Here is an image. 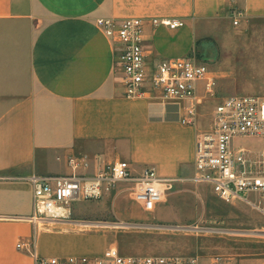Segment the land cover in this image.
I'll return each instance as SVG.
<instances>
[{
	"label": "crops",
	"instance_id": "crops-1",
	"mask_svg": "<svg viewBox=\"0 0 264 264\" xmlns=\"http://www.w3.org/2000/svg\"><path fill=\"white\" fill-rule=\"evenodd\" d=\"M231 11L242 14L237 26ZM260 17L264 0H0V264H33L16 248V240L27 241L32 232L24 220L33 211L28 178L69 176L70 158L88 165L78 176L91 178L127 162L132 175L150 167L171 180V188L195 183V141L210 129L215 106L230 97L264 98V89L252 83L239 92L228 66L243 50L264 55L246 43L245 25ZM99 19L143 20L148 65L194 57L209 67L216 97L196 85L192 125L181 123L185 101L151 91L125 97L122 74L113 67L114 45L96 26ZM154 19L184 27H154ZM257 64L264 66V59ZM79 210L72 206V213ZM55 240L60 244L52 245ZM36 242L41 257L64 255V236L39 234Z\"/></svg>",
	"mask_w": 264,
	"mask_h": 264
},
{
	"label": "built area",
	"instance_id": "built-area-1",
	"mask_svg": "<svg viewBox=\"0 0 264 264\" xmlns=\"http://www.w3.org/2000/svg\"><path fill=\"white\" fill-rule=\"evenodd\" d=\"M242 14L231 11L234 26ZM154 27L174 31L184 27L182 21L152 20ZM96 26L113 43V67L122 74L125 97L138 99L147 92H158L163 99L187 103L183 125L196 118V85L204 84L208 98L216 97L217 79L209 67L194 57L164 59L153 65L146 63L144 29L141 19H125L119 23L99 19ZM262 142L263 148L250 149L237 141ZM69 176L28 178L33 192V211L26 219L35 227L34 236L18 242L33 264H203L198 258L135 257L108 248L98 256L41 257L37 252L36 231L40 224L70 221L72 206L82 202H98L116 192H128L131 200L145 214H153L171 190V180L160 179L153 168L139 175L131 173L127 162H115L98 169L94 177L78 176L87 164L79 158L68 160ZM194 179L209 185L213 196L226 204L242 203L264 218V98L238 96L224 98L215 106L210 129L197 135L193 155Z\"/></svg>",
	"mask_w": 264,
	"mask_h": 264
},
{
	"label": "rangeland",
	"instance_id": "rangeland-1",
	"mask_svg": "<svg viewBox=\"0 0 264 264\" xmlns=\"http://www.w3.org/2000/svg\"><path fill=\"white\" fill-rule=\"evenodd\" d=\"M245 27L249 34L248 47L264 50V17L252 20ZM237 56L228 65L232 85L239 92L250 83L264 89V66L257 64L264 55L243 50ZM237 144L254 150L263 148L262 142L253 140H241ZM120 188L126 185H119L116 192L101 201L74 204V209L80 208L81 215L71 211L68 222L40 224L36 236H64V255L55 257L98 256L108 248H116L126 256L198 258L203 264L264 261V236L248 234L264 232V218L246 205L223 203L205 185L188 183L172 187L159 209L145 214L132 202L129 193ZM96 207L106 212L100 214ZM77 224L96 226L80 228ZM31 225L30 238L35 233ZM59 242L55 240L51 244Z\"/></svg>",
	"mask_w": 264,
	"mask_h": 264
},
{
	"label": "bare ground",
	"instance_id": "bare-ground-1",
	"mask_svg": "<svg viewBox=\"0 0 264 264\" xmlns=\"http://www.w3.org/2000/svg\"><path fill=\"white\" fill-rule=\"evenodd\" d=\"M77 227H80V228H82V227H95L96 225H91V224H77L76 225ZM100 226V225H99ZM101 226H106V225H101ZM109 226H111V225H109ZM107 227V226H106ZM249 235H252V234H254V235H260V236H264V232H262V233H258V232H250V233H248Z\"/></svg>",
	"mask_w": 264,
	"mask_h": 264
}]
</instances>
